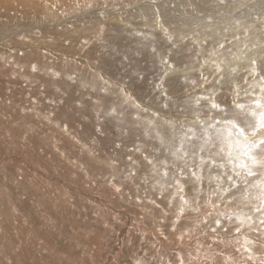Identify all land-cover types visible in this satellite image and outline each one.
Returning a JSON list of instances; mask_svg holds the SVG:
<instances>
[{
  "label": "rangeland",
  "instance_id": "obj_1",
  "mask_svg": "<svg viewBox=\"0 0 264 264\" xmlns=\"http://www.w3.org/2000/svg\"><path fill=\"white\" fill-rule=\"evenodd\" d=\"M215 3V6L199 8L202 14H198V17L203 20L189 22L193 17L181 16L166 23V18L162 17L151 23V26L160 25L159 30L166 28L167 33L163 35H157L146 24L141 26V22H138L137 33L119 31L113 25L109 27L110 30L112 28L110 31L102 23L101 28L108 30L102 32L104 38L98 33L94 34L97 30H90L91 35H87L90 39H103H97V43H100L96 48V60L90 62L92 67H87L88 64H82V67L81 63L75 62L78 68L75 64L70 65L72 58L63 59L59 56H56L59 63H68H63L62 67L60 64H45L47 62L39 55L40 51L42 55L46 53L44 46L24 36L14 39L33 42L31 51L24 50L28 51L24 58H28L29 52L34 51L37 53L34 60L39 62L5 66V69L18 71V75L0 84V98L2 101L6 98L7 105L0 112L3 114L10 111L7 115H10L12 122L5 129L0 127V130L5 132L7 141H14L10 143L12 147L0 149V158L4 156L0 161V183L3 181L0 184V187L3 186L0 190V205L4 207V204L8 206L12 200L15 202L16 195L21 200L19 204L23 201L27 206L33 205L34 210L31 213V206L26 207L22 213L15 211L18 207L15 209L13 205L0 208V213L4 212L2 216L7 214L3 223H0V264H264V232H258L262 236L256 239L257 242L252 240L254 237H247V233L239 239L234 235V231L240 227L233 228V224L241 221L234 213L243 211L250 196H240L234 187L225 186L223 182L228 180L225 177L222 185H218V181L213 179L216 174L211 173V164L215 162L213 159L204 160L200 157L199 160H193L196 164L193 165L197 167L188 166L184 158L194 150L192 139L198 140L199 134H194V131L189 134L191 129H188L185 136H182L184 129L171 125L180 117L184 121L193 117L197 122H208L209 129L221 128L222 122L214 125L215 122L211 120L224 121L238 115L246 116L249 107L256 105L254 102L260 99L261 103L264 102V91H261L264 88V76L260 74L261 70L264 73V56L257 54L264 47V0H216ZM17 23L14 21L15 25L20 24ZM257 49V52L253 51ZM228 54L249 64L244 71L251 74L248 80L238 84L237 81L244 73L232 68L225 69L218 62V56ZM40 60H43V67H39ZM97 64L102 67L93 71L92 68H96ZM0 72L3 73V70ZM102 73L112 81L108 83L105 77L102 78ZM120 76L123 78L117 82ZM224 87H231V91H225ZM240 92H243V96ZM213 103L219 105V108H213ZM236 104H243L245 108L237 110L234 106ZM188 110L190 115L187 116ZM244 112L246 115L242 114ZM166 122H170L168 126ZM163 127L167 131L160 133ZM60 128L64 132H59ZM30 134L36 135L34 140L38 139L44 145L41 146L39 142L41 147L35 146L34 140L26 142ZM67 135L72 136L75 142H72L73 139L66 140ZM166 135L168 138L164 137ZM206 135L205 146H217L223 152L227 149L231 154L233 151L232 155L242 157L236 147L229 149L220 145L212 140L209 131ZM146 138L153 139L152 146H146L143 141ZM171 138L176 141H171ZM181 138L186 145L183 149V143L179 141ZM82 147H90L91 152L98 155V160L90 158ZM196 147L203 148L200 144ZM201 153L198 150L195 155ZM12 158L19 161H12ZM174 158L179 162L177 168L171 166L170 160ZM242 158L247 160L246 157ZM243 160H237L238 166L243 164ZM205 166L208 170L204 173ZM186 167H190L188 170L192 169L194 174L198 171V174L193 178L194 183L186 181L187 184L180 185L179 177L181 179ZM258 168L253 167L255 174L248 177L256 176L262 183L264 172ZM223 171L226 173L227 169ZM170 177L176 179L177 185H180L178 189L170 185ZM244 179L242 185L246 186L248 180ZM10 183H15L12 186L15 195L7 189ZM68 186H71V190ZM23 193H26L25 199L20 196H24ZM35 205H40V212ZM43 208L45 211L42 212ZM11 210L13 214H10ZM34 211L35 215L38 213L36 219ZM263 211L264 200L257 203L247 215L253 216L256 212L261 216L264 215ZM41 212L44 215L39 214ZM39 216H44V220L42 217L39 219ZM46 218H49L48 221L52 219L48 222L50 225ZM37 220L43 222L37 225ZM243 229L252 230V226ZM245 241L248 243L245 244Z\"/></svg>",
  "mask_w": 264,
  "mask_h": 264
},
{
  "label": "bare ground",
  "instance_id": "obj_2",
  "mask_svg": "<svg viewBox=\"0 0 264 264\" xmlns=\"http://www.w3.org/2000/svg\"><path fill=\"white\" fill-rule=\"evenodd\" d=\"M117 2V4H116ZM216 0H0V71L3 70V73H1V76H0V84L1 82H5L7 79L9 78H13L14 76L16 77L18 75V71H13L12 69H5V66L7 65H15V64H18V63H22V64H25V65H31V62H36V64L39 62L37 60H34L36 58V55L37 53H35L34 51L33 52H29V59L28 58H24V55H27L25 54L26 52H28L29 50L31 51L32 49V43H30L31 39L35 42L37 41L36 44H41L42 46H44V51L47 53H43L44 55L40 54V58H42L45 62V64H50V63H53L54 65L58 66L59 64L61 65L62 67V64L64 63H68V62H61L59 63L58 60H56V58L59 56V57H62L63 59H65L66 57L69 58H72L68 61H70V65L72 64H75V62H78L81 63V65L83 64L84 66L86 64H88L87 67H92L90 62L93 61V60H96L97 56H96V52L98 49H96L98 47V44L100 42L97 43L98 40H103V39H100V38H95V39H90V37H88L87 35H91V31L90 30H97V32H95L94 34L98 33L99 36L101 37H105L104 35H102V32L104 31H108L107 29H103L101 28V24L104 23V25H106L109 29V27H111L112 25L114 27H117L119 29V31H126V32H131V33H137L138 31V27L139 26V23L138 22H141L143 23L141 26H144V24H146L148 26V28L151 30V31H155V33L157 35H163L164 33H167V30L166 28H162L161 30H159V26H151V23H155L154 21L158 20V19H163L162 17H165L166 18V23H170V21L174 20V19H177L178 17H181V16H184V18L189 17V18H192V19H189L188 21L190 22V20H201L202 18H199L198 17V14H200V10L199 8H205V7H209V6H212L214 5L215 6V3ZM90 5V6H89ZM192 7V8H191ZM211 8V7H210ZM254 9V8H253ZM202 10V9H201ZM209 11V10H208ZM206 13V12H205ZM203 13V14H205ZM202 14V13H201ZM200 14V15H201ZM216 16V15H215ZM182 18V17H181ZM207 18V17H206ZM4 20V21H3ZM6 20V21H5ZM183 20V19H182ZM203 20V19H202ZM14 21L18 22L17 24L19 25H15L14 24ZM162 22V21H161ZM198 22V21H196ZM211 23V22H210ZM28 24V25H26ZM166 25V24H165ZM103 26V25H102ZM137 27V28H136ZM166 27V26H165ZM105 28V27H104ZM142 30L143 27H141ZM147 28V27H146ZM171 28V27H170ZM172 29V28H171ZM110 30V29H109ZM112 30V28H111ZM110 30V31H111ZM115 31V29H113ZM148 30V29H147ZM176 30V29H175ZM158 31H161V32H158ZM114 33V32H113ZM117 33H121V32H118ZM139 33V32H138ZM172 33V32H171ZM97 34V35H98ZM122 34V33H121ZM168 35V34H167ZM20 36H24L26 37V39H30L28 41H16L14 39H17V37H20ZM115 36V35H114ZM116 37V36H115ZM118 37H116L117 39ZM155 38V37H154ZM19 39V38H18ZM22 39V38H21ZM25 39V38H24ZM98 39V40H97ZM190 39V38H189ZM20 40V39H19ZM23 40V39H22ZM42 40V42H41ZM105 40V39H104ZM193 40V39H192ZM252 40V39H251ZM254 40V39H253ZM128 42V40H126ZM152 41V40H151ZM156 41V40H155ZM164 41V40H163ZM250 41V40H249ZM130 42V41H129ZM128 42V43H129ZM119 43V42H118ZM121 43V42H120ZM119 43V44H120ZM165 43V42H164ZM252 43V41H251ZM162 44V43H161ZM250 44V43H249ZM263 44V43H262ZM124 45V44H123ZM184 46V44L182 45ZM252 46V45H251ZM22 47V48H21ZM49 47H52L53 49L52 50H47V48ZM254 47V46H252ZM28 51H24V50H27ZM250 49V48H249ZM255 49V47H254ZM34 50V49H33ZM43 50V49H42ZM47 50V51H46ZM261 50V48H260ZM8 51H11L12 53H9ZM36 51V50H35ZM39 51V49H38ZM138 51V49H137ZM253 51H258L257 50H253ZM142 52V51H141ZM234 52V51H233ZM248 53V52H247ZM246 53V54H247ZM253 53V52H252ZM183 54V53H182ZM231 54V52H230ZM256 53H254L255 55ZM257 54L259 56H264V47H263V51L261 50V52H257ZM23 55V56H22ZM144 55V54H143ZM187 55V54H186ZM257 55V56H258ZM57 56V57H56ZM251 56V55H250ZM258 56V57H259ZM27 57V56H25ZM34 57V58H33ZM186 58V57H185ZM244 58V57H243ZM256 58V57H255ZM255 58H254V61H255ZM25 59V60H23ZM214 59H216V57H214ZM263 59V58H262ZM43 60H40V66L39 67H43V65L41 64V62ZM67 60V59H66ZM188 60V59H187ZM217 60L218 62H220V64L222 63L223 67L225 69H228V68H232L234 69V71H238V72H243L244 74L241 76V79L237 81V83H243L245 82L246 80H248L250 77H251V74L249 73H245V67H249V64H244L242 63L241 59L236 57V56H231V55H224V56H218L217 57ZM246 60V59H245ZM252 60V59H251ZM104 62V61H102ZM115 62V61H114ZM189 62V61H188ZM191 62V61H190ZM212 62V61H210ZM153 63V62H152ZM157 63V62H156ZM170 63V62H169ZM192 63V62H191ZM63 64V65H64ZM78 64H75L76 67L79 68ZM142 64V63H141ZM255 64V63H253ZM257 64V63H256ZM53 65V66H54ZM82 65V67H83ZM261 65V64H260ZM74 66V65H73ZM97 66H100V67H97ZM96 68H92L94 69L93 71H98L99 68H101V64H97ZM162 66V65H161ZM257 66V65H255ZM253 66V68L255 67ZM81 67V66H80ZM87 67H84L86 70L88 69ZM260 68L262 66H259ZM69 68V67H68ZM231 69V70H232ZM83 70V69H82ZM247 70V69H246ZM259 70V68H258ZM84 71V70H83ZM90 71V70H89ZM260 71V70H259ZM103 72V71H102ZM119 72V71H118ZM171 72V71H170ZM116 73V71H115ZM114 73V75H115ZM103 74V73H102ZM102 78H106V80L108 81H112L111 78L108 79L107 75L103 74ZM188 74V73H187ZM239 74V73H238ZM260 74L261 76H264V73L263 71L261 70L260 71ZM183 75V74H182ZM190 75V74H189ZM7 76V77H6ZM89 76V75H88ZM86 76V77H88ZM165 76V75H164ZM19 77V76H18ZM114 78V76H111ZM191 77V76H190ZM98 78V77H97ZM123 76L121 77H118L117 79V82L122 80ZM128 78V77H127ZM91 79V78H90ZM132 79V78H131ZM156 79V78H155ZM188 80V79H187ZM11 81V80H10ZM102 82V81H101ZM103 84H106L104 82H102ZM113 83V82H111ZM130 83V82H129ZM157 83V82H156ZM249 83V82H248ZM246 83V84H248ZM3 84V83H2ZM16 84V83H15ZM61 84H62V81H61ZM116 84V83H114ZM233 84V83H232ZM251 84V82H250ZM262 84V83H261ZM72 85V84H71ZM113 85V84H112ZM236 85V84H234ZM106 86V85H105ZM130 86V85H129ZM169 86V85H168ZM179 86V85H178ZM112 87V86H111ZM246 87V86H245ZM2 88V87H1ZM114 88V87H113ZM225 88V87H224ZM233 88V87H232ZM243 88V86H242ZM3 89V88H2ZM116 89V88H115ZM167 89V88H166ZM244 89V88H243ZM1 90V89H0ZM63 90V89H61ZM83 90V89H82ZM240 90V89H239ZM238 90V92H239ZM225 91H228L230 92L231 91V87H227L225 88ZM250 91V90H249ZM262 91V90H261ZM116 92V91H115ZM211 92V91H210ZM234 92V91H233ZM81 93V92H80ZM112 93V92H111ZM170 93V92H169ZM173 93V92H172ZM171 93V94H172ZM178 93V92H177ZM176 93V94H177ZM235 93V92H234ZM241 93V92H240ZM239 93V94H240ZM243 93V92H242ZM241 93V95H242ZM246 93V92H245ZM82 94V93H81ZM179 94V93H178ZM192 94V93H191ZM86 95V94H85ZM84 95V96H85ZM175 95V94H174ZM258 96V93L256 94ZM3 96V95H2ZM1 96V97H2ZM83 96V95H82ZM243 96V95H242ZM248 96V95H247ZM250 96V94H249ZM257 96H254L255 98ZM74 97V96H73ZM107 97V96H106ZM117 97V96H115ZM114 97V98H115ZM178 97V96H177ZM233 97V96H232ZM240 97V96H239ZM3 98V97H2ZM4 98H5V94H4ZM72 98V97H71ZM110 98V97H109ZM180 98V97H179ZM207 98V97H206ZM236 98H237V94H236ZM235 98V99H236ZM261 98V97H260ZM112 99V98H110ZM181 99V98H180ZM223 99V98H221ZM250 99V98H249ZM220 100V99H219ZM251 100V99H250ZM254 100V99H253ZM6 98L4 101L1 100L0 98V109L1 111L2 108L4 106H7L6 105ZM88 101V100H87ZM261 101V99H260ZM263 101V100H262ZM110 103V102H109ZM224 103V102H223ZM244 103V102H243ZM247 103V101H246ZM255 103V102H254ZM264 103V102H263ZM9 104V103H8ZM91 104V103H90ZM216 104V103H215ZM245 104V103H244ZM250 104V103H249ZM136 105V104H135ZM185 105V104H184ZM222 105V104H221ZM252 105V104H250ZM22 106V105H20ZM25 106V105H24ZM107 106V105H106ZM235 106V105H234ZM248 106V104L246 105ZM85 107V106H84ZM256 105H252L249 107V110L251 109H255ZM33 108V107H32ZM107 108V107H106ZM182 108V107H181ZM197 108V107H196ZM234 108V107H233ZM247 108V107H246ZM11 109V108H10ZM16 109V108H15ZM25 109V108H24ZM55 109V108H54ZM224 109V108H223ZM235 109V108H234ZM233 109V110H234ZM34 110V108H33ZM43 110V109H42ZM96 110V109H95ZM215 110V109H214ZM230 110V109H229ZM238 110V109H237ZM241 110V109H240ZM257 111H259V109H256ZM185 111H187V109H185ZM210 111V110H209ZM227 111V110H225ZM242 111V110H241ZM10 112V111H9ZM7 112V113H9ZM189 112V110H188ZM236 112V111H235ZM7 113H4L2 114V112H0V127H3V129H5V127H7L9 124L11 125L12 122H11V117L10 115H7ZM45 113V112H44ZM115 113V112H114ZM150 113V112H149ZM187 113V112H186ZM246 112L242 113V114H245ZM5 114V115H4ZM22 114H23V111H22ZM43 114V113H42ZM94 114V113H93ZM214 114V113H213ZM234 114V113H233ZM237 112L234 114L236 115ZM99 115V114H98ZM190 115V112L187 114V116ZM221 116V114H219ZM229 115V114H228ZM246 115V114H245ZM14 116V115H13ZM217 116V115H216ZM230 116V115H229ZM20 117V116H19ZM60 117V116H59ZM104 117V116H103ZM173 117V116H172ZM177 118V116H175ZM13 118V117H12ZM21 118V117H20ZM25 118V117H24ZM31 118V117H30ZM232 118V117H231ZM236 119L237 123H240L241 126H245L243 124V121L245 119L247 120H252L253 123H254V120L253 118L250 116V115H246V116H235L233 117ZM232 118V119H233ZM10 121H9V120ZM15 119V118H14ZM41 119V118H40ZM181 119H183V121H180ZM204 119V117H203ZM227 119V118H226ZM218 120L216 121L215 119L211 120L213 122H215L214 125H218L222 124V127L221 128H211L209 129V123L208 122H197L196 118H191V119H187V121H184V118L180 117L178 118L177 122L171 125H174L175 127H179V128H182L184 130L183 134L182 132L180 131V135L182 134V136L185 134V131L188 132V129H191V131H189V134L191 132H193L194 134L198 133L199 134V139L198 140H195V139H192L193 141V146L192 148H194L193 151H191V154L189 153L184 159H187V162H188V166H193L194 167H197V166H194L196 164H194V159H198L201 157L203 158L204 160H208V159H213L215 162L213 164H211L213 166L212 170H211V173L212 174H216L213 176V179L215 178L217 181H218V185H222V181L224 180V177L225 179L227 180L226 182H223V184H225V186L227 185V187H231V188H235V191L237 192L238 195L240 196H250L249 200H248V204L246 205V207L243 209V211H240V215L237 214V213H234V215H236L237 217H239V219L241 220L240 222H237V224H233V228L234 227H240L239 229H236L234 231V235L236 237H238V239L241 237V236H244V234L247 233V237H254L252 240L254 242H257L256 239H260V236H262V233L259 235L258 232H264V215H261V216H258V214L255 212L253 213V216L251 215H247V213H251L255 206H257V203L259 204V202L264 200V199H261L260 196H261V188H260V185L261 184H264V181L262 183H260L261 181L258 179V177L256 178V176H253V177H248L247 173H246V170L244 168L241 167V162L239 163L240 166H238V161L237 160H243V156L241 157L240 155H232L233 154V151H232V154L231 152H228L229 150H225L223 152L222 149H217V146L216 147H207L204 145V137H206V133L207 131H209L212 135V140H214L215 142H219L220 145H224L225 147L228 148V144L227 142L225 141V136H226V132H222V130L226 129L228 127V125H226L225 121L227 120H230V119H227V120ZM134 120V119H133ZM190 120L192 122H190ZM13 121V120H12ZM39 121V120H38ZM11 122V123H10ZM180 122V123H179ZM15 123V122H14ZM168 123L170 122H166L167 126H168ZM172 123V122H171ZM136 124V123H135ZM35 125V124H34ZM60 125V124H59ZM148 125V124H147ZM213 125V124H212ZM32 126V125H31ZM74 126V125H73ZM72 126V127H73ZM49 127V125H48ZM54 127V126H53ZM71 127V126H70ZM117 127V126H116ZM149 127V126H148ZM170 127V126H169ZM168 127V128H169ZM53 129V128H52ZM139 129V128H138ZM166 127L164 128H160V133H163L164 131H167L165 130ZM177 129V128H176ZM173 130V129H172ZM175 130V129H174ZM207 130V131H206ZM3 130H0V149L2 150L4 147H12V145H10V143H13L14 141H7L8 138L7 136H5V132L2 133ZM6 131V130H5ZM19 131V130H18ZM59 132L62 131L64 132V129L61 130H58ZM66 132V131H65ZM71 132V131H70ZM131 132V131H130ZM133 132V131H132ZM131 132V133H132ZM136 132V131H135ZM143 132V131H142ZM169 132V131H168ZM16 133V132H15ZM14 133V134H15ZM58 133V132H56ZM55 133V134H56ZM68 133V132H67ZM129 133V132H128ZM11 134V132H10ZM18 134V132H17ZM33 134V133H32ZM133 134V133H132ZM138 134V133H137ZM176 134V133H174ZM172 133V135H174ZM188 134V133H187ZM193 134V135H194ZM6 135H7V132H6ZM27 136V135H26ZM25 136V137H26ZM36 136V135H35ZM34 135L32 136L30 134V137L29 139H26V142H32V140L36 139L37 137H35ZM58 136V134H57ZM135 136V135H133ZM139 136V135H138ZM176 136V135H175ZM181 136V137H182ZM185 136V135H184ZM192 136V135H191ZM23 137V136H22ZM64 137H66V135H64ZM129 137V136H128ZM157 137V136H156ZM165 138H168V136H164ZM173 137V136H172ZM176 137H179V136H176ZM264 137V130H261V131H258L257 133V136L253 137L251 136L250 134H248V140L249 142H253V141H256L260 138ZM81 138V137H80ZM135 138V137H134ZM144 138V137H143ZM187 138V137H186ZM192 138V137H191ZM7 139V140H6ZM69 140L70 139H73L72 136L70 135H67V138L66 140ZM76 139V138H75ZM85 139V138H84ZM109 139V138H108ZM172 139V138H171ZM6 140V142L4 143V141ZM19 140H21L19 138ZM18 140V142H19ZM74 140V139H73ZM86 140V139H85ZM91 140V139H90ZM111 140V139H110ZM136 140V143H137V139ZM153 139H145L143 140L144 142H146V146L148 145V147L152 146L154 142H151ZM168 139H166L165 141H167ZM175 140V139H174ZM173 139L171 141H174ZM191 140V139H190ZM189 140V141H190ZM235 140V135L233 136V141ZM22 141V140H21ZM35 141V140H34ZM72 141V140H71ZM141 141V142H143ZM176 141V140H175ZM179 141H182V138L181 140ZM185 141V139H184ZM188 141V140H187ZM198 141V143H197ZM24 142V141H23ZM41 143V146L44 145V143H42V141H38V139L34 142V144H36L35 146H40V144L38 143ZM66 142V141H65ZM72 142H75L72 141ZM98 142V141H97ZM191 142V141H190ZM16 143V142H15ZM20 143V142H19ZM22 143V142H21ZM25 143V142H24ZM48 143V142H47ZM78 143V142H77ZM181 143V142H180ZM180 143H177L180 145ZM183 143V141H182ZM185 143V142H184ZM183 143V146L181 145L182 149L184 147V144ZM18 145V143H16ZM86 144V143H85ZM104 144V143H103ZM176 144V143H175ZM202 145L203 148L201 149H198L196 147V145ZM28 145V144H27ZM165 146V144H163ZM14 146V145H13ZM25 146V145H24ZM23 146V147H24ZM34 146V147H35ZM40 146V147H41ZM76 147H78L76 144H75ZM84 146V145H83ZM159 146V143L158 145ZM171 147V144L169 145ZM168 146V147H169ZM190 146V147H191ZM23 147H22V150H23ZM29 147V146H28ZM87 147V146H85ZM85 147H82L84 148V150L88 153V155H90L89 157L90 158H93L94 160H98V155L96 156L94 154V152H91V148L89 147L88 149H86ZM163 147V146H162ZM167 147V148H168ZM180 147V146H179ZM186 147V145H185ZM31 148V147H29ZM110 148V147H109ZM161 148V146H160ZM6 149V148H4ZM18 149V148H17ZM16 149V150H17ZM21 149V148H20ZM32 149V148H31ZM153 149V148H152ZM169 149V148H168ZM180 149V148H178ZM230 149V148H229ZM236 149H238L236 147ZM60 150V149H59ZM167 150V149H166ZM185 150V148H184ZM200 150L202 153L201 154H196L197 151ZM6 151H9V150H6ZM72 151V150H71ZM168 151V150H167ZM189 151V152H190ZM237 151V150H236ZM5 152V151H4ZM11 152V151H10ZM20 152V151H19ZM68 152V151H67ZM73 152V151H72ZM172 152V151H171ZM179 152V151H178ZM183 152V151H182ZM238 152V151H237ZM5 153H8V152H5ZM20 153H23V152H20ZM74 153V152H73ZM71 153V154H73ZM240 154V152H238ZM2 154V153H1ZM75 154V153H74ZM165 154V153H164ZM172 154V153H171ZM174 155V154H173ZM8 154L5 156L7 157ZM18 156V155H17ZM171 156V155H170ZM4 157V156H2ZM0 158V161L3 159V158ZM71 157V156H70ZM88 157V156H87ZM96 157V158H95ZM10 158V157H9ZM119 158V157H118ZM179 158V157H178ZM245 159V158H244ZM9 161V159H7ZM12 161H19L17 158H12L11 159ZM61 160V159H60ZM65 160V159H64ZM176 160V161H175ZM5 161V160H4ZM203 161V160H202ZM243 164L246 162V160H243ZM96 162V161H95ZM170 162L172 163L171 166H175L179 163L177 161V159H172L170 160ZM182 162V160L180 161ZM15 163V162H14ZM2 164H5L2 162ZM25 164V163H24ZM62 164V163H61ZM70 164V163H69ZM194 164V165H193ZM160 166V165H159ZM170 166V167H171ZM32 167V166H31ZM30 167V168H31ZM73 167H75L73 165ZM169 167V168H170ZM152 168V167H151ZM163 168V167H162ZM177 168V167H176ZM179 168V167H178ZM190 168V167H189ZM188 167H186V170H183V174L181 176V179L179 177V180H181V184L180 185H184V184H187L186 181L188 183H192L193 182V178L195 175L198 174V171L196 174H194V172L191 170H188L189 169ZM192 168V167H191ZM224 168L227 169L226 173H224ZM62 169V168H61ZM80 169H83L82 167ZM79 169V170H80ZM172 169V167H171ZM260 172H264V168H261L259 167L258 168ZM33 171V169H31ZM37 170V169H35ZM34 170V171H35ZM208 169L204 168V173L207 171ZM172 171V170H171ZM230 171V173H228ZM256 171V170H255ZM62 172V171H61ZM84 173V171H82ZM86 172V171H85ZM152 172V171H151ZM223 172V173H222ZM13 173V172H12ZM35 173V172H33ZM157 173V171L155 172ZM155 173L153 175H155ZM193 173V175H192ZM32 174V173H31ZM37 174V173H36ZM145 174V173H144ZM158 174V173H157ZM201 174V173H200ZM69 175V174H68ZM180 175V174H179ZM203 175V174H201ZM261 175V174H260ZM42 176V175H41ZM46 176V175H45ZM150 176V175H149ZM164 176V175H163ZM151 177V176H150ZM149 177V178H150ZM261 177V176H260ZM22 178V177H21ZM76 178V177H75ZM152 178V177H151ZM244 178H246L248 180L247 182V185L244 186L242 185L243 183V180H245ZM69 179V178H68ZM146 179V178H145ZM185 179H188V180H185ZM152 180V179H151ZM156 180V179H153V181ZM200 180V179H198ZM8 181V180H7ZM77 181V180H76ZM168 181V180H167ZM209 181V180H208ZM220 181V182H219ZM3 182V181H2ZM1 182V183H2ZM13 182V181H12ZM11 182V183H12ZM157 182V181H156ZM165 182V181H164ZM0 183V184H1ZM9 183V182H8ZM10 183V184H11ZM64 183V182H63ZM149 183V182H148ZM159 183V182H158ZM162 183H163V179H162ZM167 183V182H166ZM165 183V184H166ZM194 183V182H193ZM9 184V187L7 188L10 192L9 193H14L13 190H12V186L13 184L10 185ZM50 184V183H49ZM74 184V183H73ZM78 184V183H77ZM137 184V183H136ZM170 185H173V187L175 189H178L180 185H177V181L174 177H170ZM17 186V184H16ZM29 186V185H28ZM191 186V185H190ZM3 187V186H2ZM2 187H0V190L2 189ZM69 187V186H68ZM71 187V186H70ZM69 187V189L71 190V188ZM149 187V186H148ZM151 187V186H150ZM183 187V186H182ZM186 187V186H185ZM14 188V187H13ZM61 188V187H60ZM75 188V187H74ZM188 188V187H187ZM194 188V187H193ZM220 189L222 187H219ZM17 189V188H16ZM50 189V188H49ZM56 189V188H55ZM59 189V188H58ZM68 189V188H67ZM192 189V188H191ZM196 189V188H195ZM6 190V189H5ZM89 190V189H88ZM87 190V191H88ZM149 190V189H148ZM154 190V189H153ZM167 190V189H166ZM189 190V189H188ZM26 191V190H25ZM152 190H150L151 192ZM157 191V190H156ZM219 191V190H218ZM223 191V190H222ZM163 192V191H162ZM165 192V191H164ZM170 192H171V189H170ZM186 192V191H185ZM221 192V191H220ZM2 193V191H1ZM7 194L10 195V194ZM11 193V194H12ZM16 193V192H15ZM14 193V195H15ZM17 193H20V192H17ZM87 193V192H86ZM88 193H91V192H88ZM189 193V192H187ZM191 193V192H190ZM227 193V192H226ZM3 194L5 195V191H3ZM2 194V195H3ZM24 196L20 195L22 198L25 197L26 193H23ZM83 194V193H82ZM85 194V193H84ZM155 194V192H154ZM216 194V193H215ZM227 194H230V193H227ZM235 194V193H234ZM1 195V197H2ZM28 195V194H27ZM74 195V194H73ZM81 195V194H80ZM90 195V194H89ZM151 195V193H150ZM162 195V194H161ZM232 194H230L231 196ZM30 196V194H29ZM92 196V194H91ZM90 196V197H91ZM167 195H165L166 197ZM180 196V195H179ZM196 196V195H195ZM6 197V195H5ZM9 198L11 197L12 199V196H8ZM89 197V196H88ZM134 197V196H133ZM176 197V196H175ZM198 198V196H196ZM222 197V196H221ZM227 197V195H226ZM233 197V195H232ZM33 198V197H32ZM64 198V197H63ZM148 198V197H147ZM192 198V197H191ZM217 198V197H216ZM238 198V197H237ZM240 198V197H239ZM245 198V197H244ZM2 199V198H1ZM10 199V201H11ZM25 199V198H24ZM23 199V200H24ZM31 199V198H30ZM28 199V200H30ZM81 199V198H80ZM122 199V198H121ZM199 199V198H198ZM226 199V198H225ZM235 199V198H234ZM241 199V198H240ZM235 199L236 201H241L243 199ZM6 200V198H5ZM8 200V199H7ZM195 200V199H194ZM228 200V199H227ZM19 197H17L15 195V202L12 200L11 202H9V205H5L4 204V207L3 205L1 204L0 208H6V207H10L11 205L15 206L13 208L16 209V206L18 207L17 210L15 211H21L20 213H22L23 211L26 210V207L28 206H31L28 204V206L26 204H24V202L22 201L20 204H19ZM43 201V200H42ZM46 201V200H45ZM230 201V200H228ZM232 201V199H231ZM40 202L37 201V203ZM79 202V201H78ZM201 202V201H200ZM242 202V201H241ZM3 203V202H2ZM23 203V204H22ZM34 203V202H33ZM47 203V202H46ZM83 203V202H82ZM85 203V202H84ZM88 203V202H86ZM215 203V202H214ZM221 203V202H219ZM40 204V203H39ZM91 203H89V206H90ZM126 204V203H124ZM128 204V203H127ZM186 204V203H184ZM218 204V203H216ZM41 206L43 204H40ZM39 205V206H40ZM46 205V204H45ZM48 205V203H47ZM188 205V204H187ZM190 205V204H189ZM193 205V204H192ZM33 206V205H32ZM31 206V207H32ZM36 206V205H35ZM39 206L37 205V210L40 212V208ZM79 206V205H78ZM88 206V207H89ZM97 206V209H98V205H95ZM94 206V207H95ZM100 206V205H99ZM197 206V205H196ZM214 206V205H213ZM212 206V207H213ZM241 206V205H240ZM30 207V208H31ZM190 207V206H189ZM206 207V206H205ZM211 207V206H210ZM232 207V205L230 206ZM236 207V206H235ZM34 207L31 208V210L29 208L31 213L32 211L34 210L33 209ZM48 208V207H46ZM81 208V207H79ZM84 208V207H82ZM199 208V207H198ZM201 208H203L201 206ZM200 208V210H201ZM258 208V207H257ZM49 209V208H48ZM51 209V208H50ZM90 209V208H89ZM106 209V208H105ZM214 210V208H211ZM224 209V208H223ZM230 209V208H229ZM9 210V208H8ZM7 210V211H8ZM13 210V209H12ZM10 211L11 213L10 214H13V211ZM63 210V209H62ZM92 210V209H91ZM100 210V209H98ZM185 210V209H183ZM199 210V209H198ZM205 210V209H204ZM258 210V209H257ZM6 211V210H5ZM42 212L45 211L44 208L43 210H41ZM78 211V210H77ZM9 212V211H8ZM39 213L41 215H44V213ZM99 212V211H98ZM186 212V210H185ZM212 212V211H211ZM216 212V211H214ZM220 213V211H218ZM222 212V211H221ZM224 212V211H223ZM264 212V211H263ZM4 213V212H3ZM2 213V214H3ZM6 213V212H5ZM16 213V212H15ZM48 213V212H47ZM76 213V212H75ZM217 213V212H216ZM0 213V223H3V218L4 216L6 217V215H3ZM19 214V213H18ZM35 211H34V214L33 216H35V219H36V216L38 215H35ZM55 214V213H54ZM60 214V213H59ZM123 214V213H122ZM193 214V213H192ZM213 214V213H212ZM225 214V213H224ZM254 214H256V216H254ZM185 215V214H184ZM202 215V214H201ZM247 215V216H246ZM10 216V215H9ZM17 216V214H16ZM45 216H46V213H45ZM54 216V215H53ZM215 216V215H214ZM222 216V215H221ZM11 217V216H10ZM14 217V216H13ZM18 217V216H17ZM23 218V215L21 216ZM26 216L24 215V218ZM42 218L44 216H41ZM40 216H39V219H42ZM47 217V216H46ZM48 217H52V216H48ZM55 217V216H54ZM210 217V216H209ZM15 218V217H14ZM45 218V217H44ZM43 218V220H44ZM12 219V218H11ZM17 219V218H15ZM14 219V220H15ZM19 219H20V216H19ZM18 219V220H19ZM49 218H46V222L50 223L51 220L48 221ZM210 219V218H209ZM213 219V218H212ZM210 219V220H212ZM221 219V218H220ZM5 220V218H4ZM13 220V219H12ZM13 220V221H14ZM31 220V219H30ZM29 220V221H30ZM54 220V218H53ZM72 220V219H71ZM187 220V219H186ZM208 220V219H207ZM238 220V219H237ZM26 221V219H25ZM56 222V220H54ZM60 221V220H59ZM73 221H75L73 219ZM21 222V221H19ZM38 220H37V225H38ZM43 221L40 220L39 223H42ZM90 222V221H89ZM18 223V222H17ZM16 223V224H17ZM23 223V221L21 222ZM46 223V224H47ZM48 223V224H49ZM54 223V222H52ZM78 223V222H77ZM35 224V222H34ZM45 224V223H44ZM47 224V225H48ZM59 224V223H58ZM76 224V223H75ZM83 224V223H82ZM14 225V224H13ZM20 225V224H19ZM28 225V223H27ZM42 225V224H41ZM40 225V226H41ZM50 225V224H49ZM63 225V224H61ZM80 225V224H79ZM57 226V225H56ZM247 226H252V230H244L243 228H246ZM28 227V226H27ZM26 227V228H27ZM32 227V226H31ZM58 227V226H57ZM72 227V226H71ZM87 227V226H86ZM111 227V226H110ZM254 227V228H253ZM25 228V229H26ZM40 228V227H39ZM42 228V227H41ZM47 228V227H46ZM199 228V227H198ZM44 229V228H43ZM50 229V228H49ZM52 229V228H51ZM27 230V229H26ZM90 230V229H89ZM19 231V230H18ZM67 231V230H66ZM35 232V231H33ZM47 233V232H46ZM79 233V232H78ZM253 235V236H252ZM84 236V235H83ZM234 236V237H235ZM246 236V235H245ZM257 236V237H256ZM10 238V237H9ZM1 239V238H0ZM78 240V239H77ZM174 240V239H173ZM67 242V241H66ZM237 242V241H236ZM261 242V241H260ZM263 242V241H262ZM64 243V242H63ZM54 244V243H53ZM59 244V243H58ZM13 246V245H12ZM54 246V245H53ZM40 247V246H39ZM255 247V246H254ZM262 247H263V244H262ZM61 249V248H60ZM63 249V248H62ZM64 249H67L66 247ZM57 250V249H56ZM260 250V249H259ZM263 250V248H262ZM66 251V250H64ZM68 251V250H67ZM262 253V252H261ZM264 254V253H263ZM37 256V255H36ZM237 256V255H236ZM235 256V257H236ZM248 258V257H246ZM250 258V257H249ZM71 260V259H70ZM248 260V259H247ZM250 260V259H249ZM52 262V260H51ZM75 262V261H74ZM253 262V261H252ZM13 263V262H12ZM46 263V262H45ZM248 263V262H247ZM8 264V263H7ZM238 264V263H237ZM249 264V263H248Z\"/></svg>",
  "mask_w": 264,
  "mask_h": 264
},
{
  "label": "snow or ice",
  "instance_id": "obj_3",
  "mask_svg": "<svg viewBox=\"0 0 264 264\" xmlns=\"http://www.w3.org/2000/svg\"><path fill=\"white\" fill-rule=\"evenodd\" d=\"M90 6V5H89ZM223 47V45H221ZM264 91V88L261 89ZM255 109H251L247 115H250L253 120L245 119L243 124L245 126H241L240 123H237L236 119H230L225 121L228 127L222 132H226L225 141L228 144V147L231 149L233 147H237L239 149L240 154L243 157H246L247 160L244 164L241 165L242 168L246 170L247 175L251 176L255 173L253 172V167L259 166L264 168V137L249 142L248 134L255 137L257 136L258 131L264 130V103H261L259 100L255 102ZM213 108H219V105L213 103ZM235 107L237 109L243 110L245 105L236 104ZM256 109H259L257 111ZM235 135V140L233 141V136ZM261 188V199H264V184L260 185ZM248 241H245L247 244ZM248 250V249H245Z\"/></svg>",
  "mask_w": 264,
  "mask_h": 264
}]
</instances>
